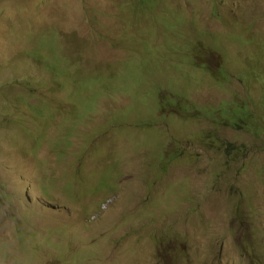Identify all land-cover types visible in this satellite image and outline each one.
Wrapping results in <instances>:
<instances>
[{
  "label": "rangeland",
  "instance_id": "374dc122",
  "mask_svg": "<svg viewBox=\"0 0 264 264\" xmlns=\"http://www.w3.org/2000/svg\"><path fill=\"white\" fill-rule=\"evenodd\" d=\"M0 264H264V0H0Z\"/></svg>",
  "mask_w": 264,
  "mask_h": 264
}]
</instances>
